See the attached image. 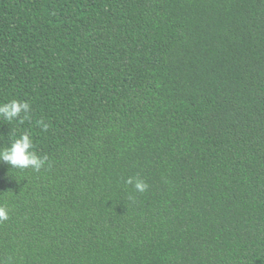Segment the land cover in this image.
Returning <instances> with one entry per match:
<instances>
[{"label":"trees","instance_id":"1","mask_svg":"<svg viewBox=\"0 0 264 264\" xmlns=\"http://www.w3.org/2000/svg\"><path fill=\"white\" fill-rule=\"evenodd\" d=\"M13 99L0 264H264V0H0Z\"/></svg>","mask_w":264,"mask_h":264},{"label":"clouds","instance_id":"2","mask_svg":"<svg viewBox=\"0 0 264 264\" xmlns=\"http://www.w3.org/2000/svg\"><path fill=\"white\" fill-rule=\"evenodd\" d=\"M32 106L28 101L13 99L11 101L0 103V119L12 122L28 120L31 118ZM44 131H47L49 125L43 120L37 121ZM2 137V136H0ZM35 145L31 136L25 132L19 137L13 138L9 146L0 149V163H7L13 169H32L39 172L48 163V157L40 156L34 150ZM127 184L132 185L137 192H145L148 184L141 179L129 177ZM9 218V209L0 206V222Z\"/></svg>","mask_w":264,"mask_h":264}]
</instances>
